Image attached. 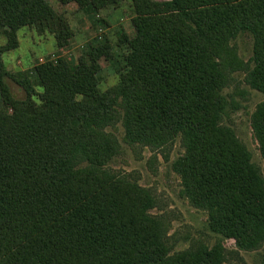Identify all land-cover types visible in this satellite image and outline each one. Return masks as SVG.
I'll list each match as a JSON object with an SVG mask.
<instances>
[{
    "label": "trees",
    "instance_id": "16d2710c",
    "mask_svg": "<svg viewBox=\"0 0 264 264\" xmlns=\"http://www.w3.org/2000/svg\"><path fill=\"white\" fill-rule=\"evenodd\" d=\"M120 1L0 0V264H225L222 241L264 243V176L223 122L231 72L243 68L264 96V0H129L133 33L120 24L77 62L61 55L76 28L59 6L98 15ZM25 27L53 35L57 58L11 72L3 54ZM242 34L248 61L234 43ZM251 122L264 160V97ZM118 123L130 145L164 151L180 139L181 194L219 241L175 249L153 191L111 166Z\"/></svg>",
    "mask_w": 264,
    "mask_h": 264
},
{
    "label": "rangeland",
    "instance_id": "374dc122",
    "mask_svg": "<svg viewBox=\"0 0 264 264\" xmlns=\"http://www.w3.org/2000/svg\"><path fill=\"white\" fill-rule=\"evenodd\" d=\"M50 1L55 3V0ZM59 7L67 12L76 28L75 41L71 46L63 49L61 54L71 62H77L86 43L92 41L96 43L104 37V34L115 39V29L120 24L130 34L134 31L129 0H121L117 7L101 10L98 15L85 14L75 3ZM98 18H106L110 26L104 28L97 23ZM0 43H5V39L3 38ZM234 43L239 57L248 61L253 51L251 35L242 34ZM56 48L53 35H40L34 29L25 27L19 30L18 47L7 51L3 56L7 69L17 72L32 68L35 63L45 61L48 56H54L53 59H56ZM104 65L106 66L107 62ZM107 79L108 82L113 81L111 75ZM6 80L16 97L25 96V91L15 80L10 77ZM224 93L231 101V106L223 122L235 130L264 176V160L251 122L252 113L264 96L247 83L246 71L243 68L229 74ZM109 129L115 133L122 146V155L111 165L112 168L132 174L142 186L153 191L158 200V206L153 212L165 215L175 249H185L193 240L210 245L219 241L218 235L208 229L207 213L192 205L190 200L181 194V179L172 168L173 162L183 153L180 139L164 151H160L127 143L124 140V128L121 123ZM222 242L229 253L225 264H264V243L259 248L245 251L237 250L232 239Z\"/></svg>",
    "mask_w": 264,
    "mask_h": 264
}]
</instances>
